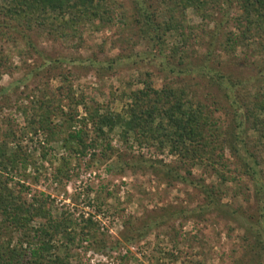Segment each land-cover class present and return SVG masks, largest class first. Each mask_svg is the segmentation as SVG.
<instances>
[{
	"label": "trees",
	"instance_id": "16d2710c",
	"mask_svg": "<svg viewBox=\"0 0 264 264\" xmlns=\"http://www.w3.org/2000/svg\"><path fill=\"white\" fill-rule=\"evenodd\" d=\"M189 11L215 24L207 52L196 60L187 49L195 37ZM216 11L227 20H217ZM118 25L123 28L117 44L122 51L115 57H107L100 47L99 55L88 59L52 58L38 50L33 37L82 47L86 30ZM169 38L175 40L171 53L166 51ZM19 41L42 62L31 71L35 80L55 77L60 86L56 92L39 89L33 99L26 97L30 105L18 108L28 132L20 135L9 120L0 131V264H81L78 250L85 244L87 250L107 249L108 236L92 215L77 217L22 179L30 168L40 174L48 163L60 187L73 178V160L90 170L114 157L109 172L151 170L162 174L169 187L181 183L201 198L194 208L147 215L138 224L129 221L126 241H141L179 215L199 220L226 215L247 243L242 264H264V0H130L129 7L119 0H0V81L14 71L5 46ZM141 42L150 47L143 54L136 50ZM248 54L255 61L242 70ZM81 61L84 68L77 70ZM126 67L137 73L121 81L122 87L104 89L103 102L75 88L73 79L80 73L104 79ZM158 74L163 79L157 86ZM201 88L207 91L204 100ZM12 101L7 89L0 88V111L11 109ZM116 102L124 104L121 112L114 109ZM222 111L230 117L228 125L216 115ZM30 133L43 137L45 144L39 139L37 145L33 139L25 144ZM114 135L122 147L137 145L152 156H172L177 164L142 155L124 160L113 147ZM198 168L215 181L195 177ZM99 199L88 204L94 208ZM226 199L230 202L224 203ZM98 212L104 213L103 208ZM127 261L123 257L118 264ZM190 264L207 262L202 258Z\"/></svg>",
	"mask_w": 264,
	"mask_h": 264
},
{
	"label": "rangeland",
	"instance_id": "374dc122",
	"mask_svg": "<svg viewBox=\"0 0 264 264\" xmlns=\"http://www.w3.org/2000/svg\"><path fill=\"white\" fill-rule=\"evenodd\" d=\"M119 1L124 2L127 7L130 6V0ZM235 11L236 9L233 7L228 13L233 17ZM215 14L217 20H227L220 12L216 11ZM188 21L189 26H193L191 29H193L195 37L187 49L190 54H193V59L196 60L207 52V46H209L211 36L214 34L215 24L210 21L203 22L192 11L188 13ZM120 26L101 32H96L95 29L86 30L82 47H78L79 43L62 46L47 39L38 40L36 36L33 37L38 50L47 52V55H53L52 58L61 55L69 59H88L94 57V55H99L100 47H103L107 57H115L122 51L121 47L118 46V41L123 34V28ZM230 29L226 27L224 30L229 32ZM174 43V38H169L170 48L166 50L167 53H171L169 50ZM114 45L117 46L114 47ZM5 48L12 57L14 71L2 78L0 88L7 89L13 97V101L10 103L11 109L5 108L0 111V131L7 127L9 120L19 134L22 135L28 130L25 129V118L18 108L30 105V101L28 102L26 97L30 96L33 99V93L39 95L40 90L44 91L50 88V90L53 89L56 92L57 87L60 86V81L59 78L56 79L55 77L51 79L41 77L35 80L36 77H33L35 74H31V71L41 65L42 62L39 60L38 54L31 53L24 42L8 43ZM149 48V44L141 42L136 50L143 54ZM20 51H25V55H21ZM103 58L104 56H99L100 61ZM244 59L242 70L246 69L245 65L249 60L251 62L255 61V58L250 54ZM82 64L81 61L76 65L78 66L77 70H80V65L84 68ZM70 66L73 65H69V68H72ZM132 73L136 74L137 72L126 67L117 76L101 79L94 73L84 72L80 73V77L77 76L78 79L73 80L77 90L84 91L89 96H96L103 102L105 100L101 98V92L104 89L111 90L112 88L122 87L121 81H127ZM155 73L157 72L155 71ZM157 76L158 86L163 77L160 74ZM16 89L17 92H15ZM202 89L199 92L201 93V99L204 100V93L207 91L203 89V92ZM18 97H20L18 103L14 102ZM124 107V104L116 102L114 109L121 112ZM80 111L83 113L82 110ZM216 115L222 117L223 123L228 125L230 117H226L223 111ZM31 135L30 133L26 138L25 144L31 145L32 139L34 145H37L38 139L42 141L43 145L45 144L43 137L37 139ZM112 143L113 147L122 152L124 160H128L129 157L134 155L138 157L142 155L146 158L163 160L167 165L177 164L176 159L172 156H152L146 148H140L137 145L131 144L133 148L129 146V148L122 147L117 135L113 136ZM56 154L53 152V155ZM35 155V159L41 163L38 153ZM60 155L62 156V152H60ZM227 159L229 162L233 161L230 154L227 155ZM116 161L117 157H114L113 160L99 164L96 168L89 170L85 167L86 163L73 160L71 167L76 174L74 176L72 171L73 178L65 181V185L60 187L54 183V169L48 163L42 166L43 169L40 174L30 168L26 174L27 178L22 179L27 184H31L35 193L51 195L58 207L75 213L77 217L82 213L85 216L92 215L94 220L99 222L101 231L107 234L110 245L105 250L97 246H91L87 250L89 246L85 244L81 250H78V260L81 264H118L123 257H128V264H158V261L160 264H169L172 260L175 264H183V262L190 264L191 261L202 258L205 259L207 264H242L247 243L243 241L242 231L226 215L211 214L207 215L204 220L188 219L179 215L170 219L166 226L148 234L141 241L139 239H136L133 243L126 241L124 239L126 235L125 226L129 221L138 224V220H143L147 215H156L161 212L176 213L181 209L194 208L200 203L201 198L196 197L193 189L187 188L181 183L169 187L168 181L162 174H157L151 170L146 172L126 170L124 174H117L115 170L109 172L108 167L114 166ZM78 166H81V168H78ZM193 174L198 178L204 177L207 183L215 181V178H209L205 171L200 168L195 169ZM36 177H39V182H36ZM243 183L248 187L252 186L247 179H244ZM97 197L100 198L97 201L99 204L93 208L88 203ZM229 202V199L224 200V203ZM100 207L103 208L104 213L98 212ZM196 237L197 239H195ZM171 255L174 257H171Z\"/></svg>",
	"mask_w": 264,
	"mask_h": 264
}]
</instances>
